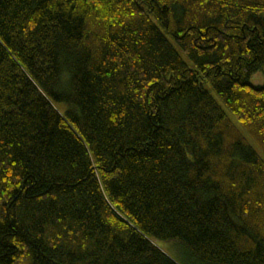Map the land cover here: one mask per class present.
<instances>
[{
	"label": "trees",
	"instance_id": "trees-1",
	"mask_svg": "<svg viewBox=\"0 0 264 264\" xmlns=\"http://www.w3.org/2000/svg\"><path fill=\"white\" fill-rule=\"evenodd\" d=\"M260 72L264 0H0V264H264Z\"/></svg>",
	"mask_w": 264,
	"mask_h": 264
},
{
	"label": "rangeland",
	"instance_id": "rangeland-1",
	"mask_svg": "<svg viewBox=\"0 0 264 264\" xmlns=\"http://www.w3.org/2000/svg\"><path fill=\"white\" fill-rule=\"evenodd\" d=\"M263 83H264V73L260 72L258 74V76H256L252 80V84H254V85H260L261 84L262 85ZM259 154L264 159V156L262 155V153L259 152ZM160 247L169 257H171L172 259H175L176 261L179 260L177 249L173 243H164L163 242L160 244Z\"/></svg>",
	"mask_w": 264,
	"mask_h": 264
}]
</instances>
